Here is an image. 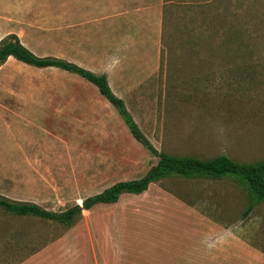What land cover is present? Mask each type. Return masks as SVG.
Segmentation results:
<instances>
[{"label": "rangeland", "instance_id": "obj_1", "mask_svg": "<svg viewBox=\"0 0 264 264\" xmlns=\"http://www.w3.org/2000/svg\"><path fill=\"white\" fill-rule=\"evenodd\" d=\"M42 2L33 6V52L107 74L112 90L158 151L203 159L225 154L238 162L264 159V0H145L144 6L156 5L161 23L159 36L146 43L149 54L140 67H132L133 44L139 40L134 31L121 32L117 45V35L111 37L112 48L124 46L130 54L106 57L103 32L76 30L70 19L63 22L60 4ZM94 38L100 48L88 56L84 48ZM29 69L7 75L32 72L34 94L60 92L62 82L82 80L56 67ZM1 86L8 97L30 93L27 78ZM86 92L105 100L91 83ZM28 122L10 116L0 120V196L12 200L59 212L116 181L142 176L157 162L151 153L118 150L99 169L100 186L90 182L98 171L76 168L72 153L62 162L68 166L33 169V150L19 151L10 140V135H33V121ZM115 127L120 145H137L148 153L119 114ZM251 200L246 186L231 176H172L140 194L124 193L115 203L83 210L70 226L0 209V264H17L32 254L52 261L75 257L85 264H168L183 247L193 253L189 211L194 219L197 215L195 224L225 228L264 256V200L244 214Z\"/></svg>", "mask_w": 264, "mask_h": 264}, {"label": "crops", "instance_id": "obj_2", "mask_svg": "<svg viewBox=\"0 0 264 264\" xmlns=\"http://www.w3.org/2000/svg\"><path fill=\"white\" fill-rule=\"evenodd\" d=\"M41 1H43L44 6H50L53 2H56L57 5L60 4L63 22L66 18L70 19V23H74L73 26L76 30L103 32L104 37H101L100 40L105 41L101 48L105 49L103 55L106 57H115L119 52L123 53L124 51L125 54H130L131 51L125 49L124 46L112 48V45L115 46V44L111 37L117 35V45L120 42L118 38L121 37V32L134 31L139 40H135L136 42L133 44L135 50L132 53L135 63L138 65L135 64L132 67L143 65L145 62L143 58L149 54L146 43L150 44L156 39V35L159 36L161 19L157 7L150 3L144 6L145 0H0V39L13 34L33 52V6H39ZM137 4V7L132 8ZM151 29L152 31L155 30V33L151 34ZM96 40L97 38H94L91 39L90 43H86L84 49L88 56L96 55L98 48H100L97 46ZM8 60H15L18 64L9 65ZM76 62L80 61L77 60ZM29 68H32V65L22 63L12 56H9L0 65V120H6L10 116L29 121L28 123L33 121V135L24 133L15 136L10 135V140L13 141L19 151L33 150V169L51 167L50 164L56 168L68 166L67 163L62 162L67 157V153L70 155L72 153L75 155L74 157H77L74 164L76 168H85V170L94 168L98 171V175L96 174L90 182L100 186L101 183L98 179L101 171L99 169L102 164L109 163L113 159L112 156H116L118 150H121L125 155L134 154L136 151H139V156L149 154L145 147L148 153H145L137 145L128 148L119 144L118 131L115 127L119 113L104 96L101 95L105 100L100 97L95 99L85 95L90 84L89 81L78 75L82 80L73 83L62 82L60 92H47L43 95L34 94L32 72L28 77L27 75L24 77L22 74L18 76L7 75L16 71L27 72L30 71ZM83 68L95 73L99 70L91 67ZM104 75L108 81L107 74ZM23 78L28 79L29 96L8 97L7 89L3 88L1 84L3 82L11 83L17 79L22 82ZM109 86L111 88L110 84ZM128 132L130 133L129 129ZM130 135L132 136L131 133ZM132 138L134 137L132 136ZM111 165L110 163L109 167ZM82 174L87 176L88 173ZM36 177L37 175H35V179ZM125 180L131 179L126 178L119 181ZM36 182L41 183V180L36 179ZM104 189L97 192L99 193ZM100 204L110 203H97L94 206ZM194 216L195 219L190 211L189 215H186L188 219L192 218L194 222V225L192 223L188 225L190 233L195 236L191 242L194 245L192 247L193 253H185L187 247H183L176 253L175 259L171 257L168 264H264V256L258 254L247 242L234 236L231 238L229 231L225 228L218 226L211 227V229L203 228V226L195 224L197 215ZM199 231L203 234L198 235ZM211 232H215L216 237L213 238ZM210 237L211 240L208 241ZM214 249L216 250L214 251ZM17 264H85V261L75 257H67L62 261H52L46 258L40 260L32 254ZM90 264L96 263L91 262Z\"/></svg>", "mask_w": 264, "mask_h": 264}, {"label": "trees", "instance_id": "obj_3", "mask_svg": "<svg viewBox=\"0 0 264 264\" xmlns=\"http://www.w3.org/2000/svg\"><path fill=\"white\" fill-rule=\"evenodd\" d=\"M12 56L16 60L34 67H56L77 74L97 87L100 94L118 111L132 136L140 142L157 162L140 178L118 181L103 191L84 198L65 210L55 212L42 208L40 205L12 200L0 196V209L16 216H36L65 225H72L81 216L83 210L92 208L97 203L117 202L123 193L139 194L152 182L172 176L185 178L209 177L219 178L231 176L242 182L252 195L244 214L264 200V159L256 162H238L225 154L203 159L191 155H176L158 151L140 130L122 98L110 88L107 77L87 70L74 62L52 56H38L13 34L0 40V65Z\"/></svg>", "mask_w": 264, "mask_h": 264}]
</instances>
